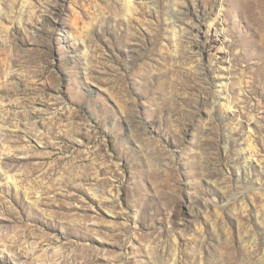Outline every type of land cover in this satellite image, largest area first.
<instances>
[{
    "label": "rangeland",
    "instance_id": "1",
    "mask_svg": "<svg viewBox=\"0 0 264 264\" xmlns=\"http://www.w3.org/2000/svg\"><path fill=\"white\" fill-rule=\"evenodd\" d=\"M0 264H264V0H0Z\"/></svg>",
    "mask_w": 264,
    "mask_h": 264
}]
</instances>
